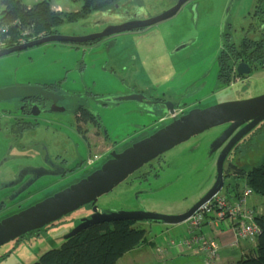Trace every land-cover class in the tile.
Returning <instances> with one entry per match:
<instances>
[{
    "label": "rangeland",
    "instance_id": "1",
    "mask_svg": "<svg viewBox=\"0 0 264 264\" xmlns=\"http://www.w3.org/2000/svg\"><path fill=\"white\" fill-rule=\"evenodd\" d=\"M38 1H49L54 6L53 10L65 13H77L82 6L81 0H22L29 7ZM176 1L116 0L83 19L62 22L56 31L65 36L99 33L105 27L119 24L118 21L131 15L136 16L135 19L153 18L169 9ZM255 2L190 0L169 19L144 30L121 32L88 44L47 43L21 51L19 56L15 53L6 55L0 57V86L58 83L59 86L52 87V91L67 96L61 102L66 111L56 115L63 116L69 125L62 124L63 127H60L44 122L34 130L31 137L50 141L57 137L52 128L56 127L63 131L58 134L61 135L58 142L64 155L69 156L70 161L76 155V161H86L89 153L101 155L107 145L91 143L89 150L84 138L75 128H71L72 109L77 103L83 104L98 117L109 140L124 142L139 137V133L148 136L158 130L161 124L157 122V114L152 111L150 102H116L119 97L135 93L149 101L161 98L167 102H186L187 105L201 108L264 93L262 66L253 67L246 77L230 85H216L215 60L221 48L224 22L227 20L230 23L232 39L238 42L246 35L245 29L250 30L251 24L256 23L253 16L248 14ZM247 33L248 37L259 35L255 31ZM11 105V109L15 110L18 102ZM0 125L4 126V119L0 120ZM223 129L224 125L207 129L166 151L159 162L153 163L152 171L148 167L135 171L111 191L100 196L96 202L97 208L105 211L143 210L167 215L185 212L206 193L215 180L217 155L208 157L207 151L209 143ZM95 141L99 143L102 139L97 135ZM6 145L7 140L0 133V154L6 151ZM73 146L77 150L76 155L72 151ZM238 151L239 158L233 162L239 168L249 169L262 161L264 121L239 145ZM13 154L18 155L16 163L27 164L35 152L31 149L23 155L15 149ZM224 166L226 168V163ZM239 180L236 178L233 182ZM55 181V177L43 178L30 186L21 197L23 201L27 199L23 204L36 203L62 190L61 186L66 182ZM224 181L226 183L227 179ZM221 193L227 194L226 187L221 189ZM88 211V208L82 206L72 211L71 215L57 219V229L42 232V240L31 248L25 246L21 256L16 254L14 264H31L46 250L59 247L62 235ZM255 213V216L258 215ZM184 224L136 222V226L146 230L145 240L125 253L117 264H187L180 257L171 260V246L168 249L166 245V240H178L186 236V224L185 235L179 236V229H183ZM245 240L255 244V241ZM166 250L170 256H166ZM24 254L26 258H23Z\"/></svg>",
    "mask_w": 264,
    "mask_h": 264
},
{
    "label": "water",
    "instance_id": "2",
    "mask_svg": "<svg viewBox=\"0 0 264 264\" xmlns=\"http://www.w3.org/2000/svg\"><path fill=\"white\" fill-rule=\"evenodd\" d=\"M186 1L177 0L172 7L153 18L134 19L121 24L110 25L99 33L86 36L52 34L15 46L4 47L0 49V57L47 43H86L117 33L142 29L169 19ZM250 71L251 67L245 63L237 65V73L240 75L248 74ZM36 96L46 102H51V105L45 110L33 105L30 112L33 116L46 111H56L54 107L56 101L63 98L51 90L43 89L42 86L14 85L0 88L1 102L11 99H30ZM139 96L131 93L128 96L119 97L116 102L141 101L142 98ZM169 109L171 112V107ZM262 121H264V93L252 98L226 101L204 108L192 107L185 114L174 118L164 127L132 143L119 153L110 152V158L102 164H98L100 161L93 163L82 171V174H87L78 181L2 219L0 221V246L21 234L41 228L86 204H91V214L87 217H81L76 225H73L62 235L61 241L94 224L104 222L127 220L169 225L185 222L203 203L224 187V164L227 156L233 147ZM220 125H224V129L215 135L209 143L207 151L208 157L217 155L215 180L206 193L188 210L176 215H167L143 210L105 211L97 208L96 202L100 196L111 191L144 164L190 137ZM32 171L39 176L43 175L39 173L40 167H33Z\"/></svg>",
    "mask_w": 264,
    "mask_h": 264
},
{
    "label": "flooded vegetation",
    "instance_id": "3",
    "mask_svg": "<svg viewBox=\"0 0 264 264\" xmlns=\"http://www.w3.org/2000/svg\"><path fill=\"white\" fill-rule=\"evenodd\" d=\"M188 1L190 0H187L185 3H187ZM248 14H250V16H253V19L256 23L255 25L252 23L251 26L249 27L250 30L245 29V31L246 30L248 32L252 31L253 33L255 31L259 34L264 29V24H263L264 8L262 6V3L259 4L258 0H256V2L254 3L252 7V10L249 11ZM135 18L137 17L131 15V16H128L126 19L118 21V23L121 24V23L127 22V20L135 19ZM139 19H143V18H139ZM227 24L228 22L227 20H225L223 31L221 33V48H220L218 55L223 50V46H222L223 36L222 35H223V32L225 31V28L227 27ZM147 27L142 28L141 30H144ZM247 31H246V35L248 34ZM102 39L103 38L95 39V40H102ZM91 42H86V43H91ZM217 57L215 60L216 65H217V77H216L217 86L223 87V86L230 85L233 81L244 78L249 74L248 73V74L240 75L237 73V65L239 63H244V62L237 61L233 64L231 68L230 78L227 80H224L227 82H224V81L222 82L218 78ZM252 69L253 67H251V71ZM31 86H42L43 89L52 91V89L45 87L47 85H31ZM0 88L2 87L0 86ZM57 94L61 95L63 98L58 99L56 101L55 106H54L56 108L55 109L56 111L54 112L46 111L44 113H40L37 116H33L30 113L31 107L33 105H37L39 109L45 110L50 107L51 102H46L38 96L34 98H30V99H11V100H5L2 102L0 101V120L4 119V126L2 127L0 125V133L2 134V138L4 137L7 140L6 151H3L0 154V174L2 176L0 177V221L34 204V203H30V205L29 204L24 205L23 202L25 203L27 199L23 201L24 199L21 197L28 190L30 186H32L33 184H36L39 180L43 178L55 177L57 179V181H55L56 183L66 182L64 185L61 186L62 187L61 189H64L65 187L78 181L80 178L86 176L87 173L85 174L81 173V171H83L85 168L89 167L90 165H92L93 163L97 161L110 158L109 156L110 152L114 151L116 153H119L124 148L130 146L132 143L147 136V135L145 136L144 134V136L142 135L143 136L142 137L141 134L139 133L138 134L139 137H136L135 139L132 138L129 141L116 142V141L109 140V137L105 135L104 133L103 126L100 123V121H99V124L96 125L95 123L88 120L87 119L88 117L84 114L86 111H84V109L79 110V107H84V108L86 107L83 104L77 103L76 106L72 109L71 128L72 129L75 128L78 134H80L84 138L89 150L91 149L90 148L91 143H93L94 145H97V144L107 145V148L105 151L103 150V152H101V155L100 154L91 155V153H89L86 161H82V160L76 161L77 160V155H76L77 150L73 146L72 151L74 152V155L76 156H73V159L70 161L69 156L64 155V151L60 150L61 145H60V142L58 141L60 140L61 135H58V134L63 133L62 130L57 129L56 127H52L54 134L57 133V137L55 139H49L50 141H48V139L46 138L40 137L41 139L39 138L36 139V138L31 137V135L34 134L33 133L34 130L38 128L44 122L47 124H51V123L57 124L60 127H63L61 126L62 124L63 125L68 124L66 119H64L63 116L56 115L57 113H63L66 111V108L62 106L61 102L64 101L67 95L60 94V93H57ZM141 98L142 100L139 102L145 103V104L147 103L149 104V102L151 103L153 107L152 111L157 114V122L161 124L160 128L164 127L174 118H177L185 114L190 108L195 107V105L193 104L187 105L186 102L185 103H174L173 101L167 102L166 100H162L161 98H158V99L155 98L152 101H149L145 97H141ZM15 102H18V106L15 110H12L11 103L13 104ZM104 104H107V103L104 102ZM169 107H171V112H170ZM202 107H206V106H201V108ZM261 123H263V121ZM261 123H259L254 129H252L246 136H244L233 147V149L231 150V152L229 153L225 161L226 166L229 162L234 164L233 161L239 158V151H238L239 145L244 143L247 140L248 136L251 133H253L255 129L259 127ZM97 135L98 137H101L102 139V141L99 143L95 141V137ZM26 137H28L29 139L26 140ZM15 149H18L20 153H22L23 155L25 151L33 149L35 154H33V156L30 157L31 160L29 163L18 164L16 163L18 155L13 154V151ZM165 153L166 152L154 158L153 160L147 162L137 171H139L140 169L144 167H148V170L152 171L153 163L159 162ZM36 160H38V162H34ZM33 167H40L39 173H42L43 175L39 176L37 173H34L32 171ZM52 194L54 193H51L50 195ZM83 207L88 208L89 211L85 213L84 215H82L81 217L89 216L92 211L91 204H86ZM68 215H71V213ZM61 218H59V220H61ZM79 219L80 218H78L77 221L73 223V225H76ZM59 220H55L49 224L42 226L41 228H37L35 230H31L24 234H21L20 236L14 238L13 240L1 245L0 246V250H1L0 251V262L2 261L3 264L6 262H9V264H14L16 254H20L21 256V254H23L22 250L25 246H27L28 248H31L32 246L36 245L39 241H41L43 238L42 232L47 233L48 231H51L54 228L57 229L58 226L56 224H57V221ZM23 258H26L25 254Z\"/></svg>",
    "mask_w": 264,
    "mask_h": 264
},
{
    "label": "trees",
    "instance_id": "4",
    "mask_svg": "<svg viewBox=\"0 0 264 264\" xmlns=\"http://www.w3.org/2000/svg\"><path fill=\"white\" fill-rule=\"evenodd\" d=\"M81 1V10L77 13H65L53 10L49 1H38L29 7L22 0H0V42L5 47H11L20 44L18 38L30 41L57 34L56 27L62 22L83 19L93 11L104 9L116 2ZM258 3H262L264 8V0H258ZM222 36L223 50L217 57L218 78L222 82L230 78L231 68L237 61L251 67H264V29L257 37L245 35L238 42H234L231 25L228 23ZM57 86L58 83L45 87L52 89ZM82 109L86 111L84 114L88 120L99 124L95 114L87 108L79 107V110ZM224 173L227 179L226 183L224 181L227 194H239L238 182L233 181L241 177L244 179V185L249 187L254 195L264 198V158L258 165L249 169L239 168L229 162ZM254 218L260 228L254 248L244 257L229 264H264V212ZM135 224L136 222L127 220L94 224L64 240L59 247L46 250L31 264H117L125 253L145 240L146 230Z\"/></svg>",
    "mask_w": 264,
    "mask_h": 264
},
{
    "label": "built area",
    "instance_id": "5",
    "mask_svg": "<svg viewBox=\"0 0 264 264\" xmlns=\"http://www.w3.org/2000/svg\"><path fill=\"white\" fill-rule=\"evenodd\" d=\"M20 43L26 42L24 39ZM4 48L0 42V49ZM253 194L246 185L239 194L231 199L221 190L203 203L186 221V236L177 242L169 240V245H177L182 251L194 250L199 253L203 264H217L219 259L218 245L212 238L201 232V227L216 228L218 224L233 223L236 239L255 241L260 228L255 221V215L247 207V199Z\"/></svg>",
    "mask_w": 264,
    "mask_h": 264
},
{
    "label": "crops",
    "instance_id": "6",
    "mask_svg": "<svg viewBox=\"0 0 264 264\" xmlns=\"http://www.w3.org/2000/svg\"><path fill=\"white\" fill-rule=\"evenodd\" d=\"M52 7H54V6L52 5ZM22 51H24V50H22ZM19 52H21V51H19ZM19 52H17L18 54L15 53V55L19 56L20 55ZM11 54H14V53H11ZM55 84H57V83H55ZM0 85H2V84H0ZM40 85H43V84H40ZM36 139H34V140H36ZM39 139H41V138H39ZM237 182H238V185H239V182H242V185L241 186L239 185L238 189H237V191L240 192L242 190V187L244 186L245 182H244V179L241 177H240V180ZM227 195L231 199L235 198V194L233 192L230 195L229 194H227ZM232 195H234V196H232ZM262 198L263 197L257 198L256 195L252 194L247 199V207L250 208L251 210H253V212H256L257 214L263 213L264 211L262 210V200H263ZM179 230L181 231L179 236H184L185 235V224H184L183 229L180 228ZM201 232L203 234H206L209 237H212L216 241V243L218 245V255H219V259H218L217 264L234 263L237 260H239L241 257H244L245 254L250 253L251 249H253L255 246L254 243H250L246 240L236 239L234 229H233V223L230 221L228 222L227 225L221 224V226L217 227L216 229H212V228H208L207 226H203V227H201ZM178 240H174V241L177 242ZM167 243H169V240H166V245H167L168 249L171 246V254H173L172 255L173 257L171 256V260L178 259L180 257V258L184 259L187 264H203L201 255L199 253H196L194 250L182 251L177 247L176 244L175 245H168ZM167 250L165 251L166 253H167ZM171 254L167 253L166 256H170ZM156 260H157V258H156ZM118 261H117V263H118Z\"/></svg>",
    "mask_w": 264,
    "mask_h": 264
}]
</instances>
